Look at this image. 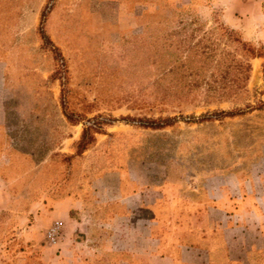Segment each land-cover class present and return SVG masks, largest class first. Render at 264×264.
I'll return each instance as SVG.
<instances>
[{
    "label": "rangeland",
    "instance_id": "1",
    "mask_svg": "<svg viewBox=\"0 0 264 264\" xmlns=\"http://www.w3.org/2000/svg\"><path fill=\"white\" fill-rule=\"evenodd\" d=\"M47 1L0 0V179L9 196L0 210V264H107L71 258L65 250L70 241L61 242L75 235L62 223L57 243L49 244L45 232L54 200L83 198L90 206L91 181L126 159L152 175L169 172L195 182L211 177L213 185L236 183L242 193L262 191L264 50L249 58L245 102L253 109L198 123L193 118L206 111L247 108L231 101L193 106L157 100L149 84L159 61L149 64L148 55L157 48L164 63H174L175 37L197 29L196 40L219 23L228 26L217 9L204 18L195 6L175 7L170 0H124L123 8L119 0H55L45 7ZM175 8L190 9L192 16H177ZM43 11L44 30L64 59V86L52 76L56 62L41 44ZM127 13L135 16L130 25ZM248 41L264 45V39ZM65 110L77 122H68ZM159 115L177 120L159 129L133 120ZM82 118L113 121L80 158H67L87 122ZM249 264H264V253L253 254Z\"/></svg>",
    "mask_w": 264,
    "mask_h": 264
},
{
    "label": "crops",
    "instance_id": "2",
    "mask_svg": "<svg viewBox=\"0 0 264 264\" xmlns=\"http://www.w3.org/2000/svg\"><path fill=\"white\" fill-rule=\"evenodd\" d=\"M121 8L123 1L119 0ZM193 4L208 18L214 9L248 40L264 39V0H170ZM130 25L135 16L125 14ZM111 181L114 188L107 184ZM167 172L149 173L146 165L126 159L89 184L92 204L63 196L51 203L49 220L75 235L61 244L71 258L107 264H249L264 253V193L242 192L238 184L215 185ZM216 183V182H215ZM0 179V210L9 196ZM75 212L72 216L71 212ZM75 259V260H76Z\"/></svg>",
    "mask_w": 264,
    "mask_h": 264
},
{
    "label": "trees",
    "instance_id": "3",
    "mask_svg": "<svg viewBox=\"0 0 264 264\" xmlns=\"http://www.w3.org/2000/svg\"><path fill=\"white\" fill-rule=\"evenodd\" d=\"M54 1L48 0L44 6L52 5ZM189 5L194 6L193 4ZM45 13L44 11L42 12L43 18L38 28V33L43 49L53 55L57 65L52 76L60 79L61 86H64V59L60 55L59 49L50 40L48 33L44 30ZM175 14L177 16H192L190 9L187 8L178 9V13ZM196 31L197 29H191L185 38L175 37V50L177 51L175 64L170 61L167 64L164 63L165 56L160 55L157 48L152 53H149V64L153 65L154 62L159 61L156 71H154L156 80L149 84L152 87L151 93L154 94L157 100H162L165 104L173 103V100H175V103L183 102L193 106H198L200 103L210 105L231 101L235 104L243 103L244 107L247 108V110H244L243 107L235 106L229 110L214 109L206 111L193 118V121L198 123L242 115L245 111L250 112L253 107L245 102L247 96L246 83L251 71L249 58L261 56L264 45L256 48L250 41L244 39L236 29L222 23H219V26L213 27L194 40ZM179 33L175 32V35H179ZM170 35H172V32L169 33ZM149 43L154 47V42L149 41ZM189 96L192 97L187 100L186 98ZM62 105H64L63 102ZM64 115L67 121L72 124L78 120L66 110ZM82 119L87 122L82 128L79 138L73 144L74 152L65 154L67 158H80L84 151L95 144V134L105 132L103 126L109 125L113 121L111 118L105 120H98L97 118ZM133 120L139 122L137 123L139 127L159 129L174 124L177 118L175 116L159 115L156 118L143 117ZM124 164L125 161L123 162ZM123 165L118 168H122ZM193 182L192 184L196 187L203 185V180ZM251 191L261 197L263 196L264 188L260 191L261 193H257L252 189L247 192ZM242 195H246V192L242 193Z\"/></svg>",
    "mask_w": 264,
    "mask_h": 264
},
{
    "label": "built area",
    "instance_id": "4",
    "mask_svg": "<svg viewBox=\"0 0 264 264\" xmlns=\"http://www.w3.org/2000/svg\"><path fill=\"white\" fill-rule=\"evenodd\" d=\"M63 236L62 226L60 222H53L45 232L46 241L49 244H55Z\"/></svg>",
    "mask_w": 264,
    "mask_h": 264
}]
</instances>
